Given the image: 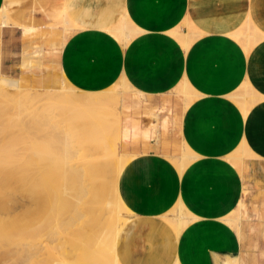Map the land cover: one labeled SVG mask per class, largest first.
<instances>
[{
  "label": "crops",
  "instance_id": "obj_1",
  "mask_svg": "<svg viewBox=\"0 0 264 264\" xmlns=\"http://www.w3.org/2000/svg\"><path fill=\"white\" fill-rule=\"evenodd\" d=\"M64 9L79 28L64 45L45 42L43 30ZM4 10L12 22L0 23V41L2 31L16 32L18 67L41 88L59 90L66 80L75 92H120L127 84L138 94L124 98L120 113V149L134 157L119 179L134 214L119 238L120 263L235 258L241 239L222 219L241 201L244 181L229 156L245 140L264 160V0H0V17ZM121 19L136 30L126 44L109 33ZM186 22L195 36L189 47L173 34ZM252 23L263 38L247 52L232 35ZM24 25L38 36L27 39ZM184 83L192 88L188 108L175 92ZM243 87L256 91L247 115L235 99ZM185 147L193 156L181 175L173 159ZM179 202L201 217L184 218L181 237L165 219Z\"/></svg>",
  "mask_w": 264,
  "mask_h": 264
},
{
  "label": "rangeland",
  "instance_id": "obj_2",
  "mask_svg": "<svg viewBox=\"0 0 264 264\" xmlns=\"http://www.w3.org/2000/svg\"><path fill=\"white\" fill-rule=\"evenodd\" d=\"M3 17L5 16H2V18ZM64 20L66 19H57L53 24L49 25L46 29L43 30V38L45 39V42L53 41V45H64L65 37L67 33H69V29L64 30V28L70 25H74V28L79 27V25L71 19H67L66 21ZM5 21H7V24H11L12 22L11 19H7ZM63 22H65V25H63ZM0 23L3 24V19H0ZM247 25L245 26L244 30H240L232 36L241 41L245 50L248 52L254 45L250 44L248 47H245L244 45L243 35H247V33L251 34L253 31L252 25ZM10 29L11 28H9L8 30L6 29L7 31L4 30V32L2 31L1 35L0 78L7 77L12 79H19L21 81V88L25 90L24 93L26 95L24 96V98H17L12 93H9L7 95L0 94V173L4 172L3 168L7 166H11L14 169V178L11 180L13 181V184L7 185L6 183L5 185L0 187V201L7 202L12 208L14 207V212L8 215V223L11 222L14 225L13 227L16 229L14 230V232H12L14 234L13 238L16 240L13 241V244L11 243V245H7L6 243L0 241V253L2 252L0 258L4 259V257H8L10 260L12 259L11 257L13 255L16 256L18 254L17 250L19 249L17 248H19V246H21L22 249L25 246L26 249L24 248V250H29L30 246H32L33 244L35 245L37 242V245L39 244L38 246H40V241L42 243L40 247H42L43 251L45 250V245L51 247H49V250L51 249V253L54 258L55 256L56 258L64 255L72 256V254L80 252L82 250V247L84 250L91 245V242L89 243L83 239H81V241H78L80 238L75 234L77 232V223L76 225L74 224L76 227L72 225V223H74L72 222L74 221V218L72 217V215H70L71 210H75L77 208L75 200L69 198L66 201L64 208L60 210L62 212L59 211L61 214L59 212H56L57 214L51 215L48 214L50 211H48L47 213L46 210L42 208H38L34 213H30L27 211V208H30L32 205L31 199H33V195H37L39 199H42L43 202L48 205V199L51 201L52 199L58 200L57 197L59 198V195L61 193H65L66 191L75 193L76 190L79 189V181L81 178L67 171L66 174H64L65 172L64 169L61 168V165L66 164V162L68 161L73 165L77 164L78 156L80 155L81 151L79 149V146H76L77 141L84 143L82 144V146L85 145V143L91 144V142H93V130H95L98 125H100L99 123H103L104 120L106 122L110 120V128L113 132L114 138H117L118 135L121 136L117 118L118 113L116 117H111V115L114 114L113 111L114 108L116 110L117 105L113 104L115 102H111V104L109 102V104L104 105V107L92 106L91 103L86 102L88 99H83L82 106H78L72 103H68L66 99L64 100V98H62L63 96H61V98L59 99V91H63L65 88H70V85L66 82V80H64V85L59 90H46L41 88L39 85H37L34 77H32L30 74H23L19 69L16 55L17 35L14 30ZM134 29L135 28L133 27V30ZM181 29L184 34L181 36L180 41H182V43L186 47H189V45L193 42L195 36L192 32L188 33L191 27L187 25V22L184 23L178 30L181 31ZM73 31L74 30H72L71 33L67 36L69 37L73 33ZM242 31L243 33L241 34ZM32 32L29 35H25L27 39L38 36L37 29H33ZM200 36L201 35H198L197 37ZM50 37L52 39H50ZM132 38H126L123 36V38L119 40L126 44ZM186 40H188V42ZM34 58H36V56H29L28 58H26L24 63L29 64L33 61ZM77 91L79 92L74 91V93L78 95L88 94V92L85 93L84 91L79 89H77ZM175 92L185 95L184 93H182L183 87L176 89ZM250 93V90L245 87L240 89V91L238 92L237 96H239V98L240 96H246L244 97V99L240 98L242 104L237 102L236 100V102L242 109L246 106H248V108L250 109L253 106V101H255L256 98L252 99ZM122 95L127 99L129 97H132L134 94L129 91H124ZM123 97L119 99L118 102H116L120 109H122L125 105V99ZM61 99L62 102L59 101ZM17 101L19 103L25 101V103L27 104H25V109H23L22 111L13 113L14 106ZM104 109L109 110V112ZM9 111H12V113H9ZM99 111L100 114H98ZM96 115L99 117H97ZM106 116H109L110 118H107ZM56 118L58 120H56ZM49 121H51L52 123ZM57 122H60L61 124H58ZM44 124L45 126H43ZM49 126H51V128ZM70 140H72V144L74 145V147L67 144V141L70 142ZM242 149L243 147L241 145V147H239L233 154L229 156V161L241 174L244 181V186L243 193L240 199L241 203L239 202L236 209L232 211L234 215L230 214L227 217L240 218L239 236L241 239L242 248L241 252L236 255L235 258L226 259V261H231L233 262V264H264V160L261 159L257 154H255L252 150L251 151L255 156L250 155L249 153V155H247L244 149L243 151H241ZM89 156V158L93 157L92 155ZM182 156L183 157L180 158L184 160L188 158V160L186 161L190 164L193 156L192 152L189 153L186 149ZM239 157L240 159L244 157L242 160V164L239 162ZM4 176L6 177V174H4ZM175 215L176 211L172 210L170 215L168 216L172 217ZM62 218L63 220H61ZM133 218L134 214H125V220L129 219L127 220L128 225L132 222ZM59 221L64 224L62 225ZM226 222L238 233V223L237 221H235V219ZM54 224L57 225L55 226ZM0 228L2 230H0V234H12L11 231H6L7 229L10 230L12 227L7 226L6 228ZM52 230H54L56 233ZM47 231H49L50 234H44ZM58 233L59 235H57ZM16 235L17 237H14ZM66 236L68 239L66 238ZM56 239H59L60 241ZM58 241L60 245L58 244ZM77 241L78 244L76 245ZM61 242L64 248L63 246L61 247ZM16 243L19 244L17 245ZM14 244H16L17 248ZM23 244L24 246H22ZM92 245V250L103 249L102 247L98 246L99 242L98 245L96 242ZM118 245L116 247L117 256ZM13 248H16V255L15 252L14 254L12 252V250L14 251ZM22 249L21 253L23 252ZM9 250L12 252V254L11 252H8ZM27 251H25L26 254ZM6 252H8V254ZM25 252L22 255H26ZM8 258H6L5 260H8ZM8 264H11V262H8ZM220 264H224V262Z\"/></svg>",
  "mask_w": 264,
  "mask_h": 264
},
{
  "label": "bare ground",
  "instance_id": "obj_3",
  "mask_svg": "<svg viewBox=\"0 0 264 264\" xmlns=\"http://www.w3.org/2000/svg\"><path fill=\"white\" fill-rule=\"evenodd\" d=\"M6 10H4L3 14H1L2 16H5V17H3V18H2V16L0 17V19H3L4 25H7V21H5V20L10 19ZM59 19H66L67 20L66 9H64L62 16ZM66 20H64V21H66ZM63 25H65V22H63ZM187 25L190 26V24H188V23H187ZM133 27L134 26L128 21V19H121L114 27L109 29V31H110L109 33H112L111 35H115V38H117V40L122 39L123 36L126 38L127 37L132 38V37H134V34H135V29L133 30ZM247 27H248V25H247ZM20 28L23 30V33L25 35H29L33 31V29H35V28H33V29L28 28L25 25L21 26ZM78 28L79 27L74 28V25H70V26L65 27L64 30L69 29L68 32L70 33L72 30H75V29L77 30ZM252 28H253V31L251 34L247 33V35H245V34L243 35L244 36L243 42H244L245 47H248L250 44L256 45L263 38V35L254 28L253 23H252ZM29 29H31V30H29ZM107 32H108V30H107ZM175 32H173V34L178 39H180L181 36L184 34V32L182 30L180 32H176V33ZM190 32H192L191 29L188 33H190ZM188 33H185V34H188ZM242 33H243V31L241 32V34ZM186 41L188 42V40H186ZM182 87H183L182 93L185 94L186 107L188 108V105L193 100L192 93H191L192 88L187 83H184ZM124 91H129L132 94H134L136 97L138 95V94H136V92L129 89L127 84L124 85L123 90L119 93H113V92L112 93H110V92L89 93L88 92L87 95H78V94H75L73 90L70 91V90H67L65 88L63 91H59L60 95L59 94L58 95L60 96L59 99L61 98V96H63L62 98H64V100L66 99V101L68 103H72V104L78 105V106H82V100L83 99H85V100L88 99L86 102L91 103L92 106H103L104 107V105L109 104V102H110V104H111V102H115L113 104L117 105V108H116V110L114 108V111H113L114 114H112L111 117L112 116L116 117L117 113H118L117 118H118V125H119V131H120L121 109L119 108V106L116 102H118L119 99H121L123 97L122 94ZM250 91H252L250 93V96L252 99H254L256 97L254 95V94H256V91H253L252 89ZM24 92H25V90H23L21 88V81L19 79H12V78H7V77H3V78L1 77L0 78V94L1 95H7L9 93H12L17 98H24V96L26 95ZM235 97H236L235 99L237 100V102L242 104L240 98L244 99V97H246V96H242V97L240 96V98H239V96H235ZM34 98H35V96H34ZM59 101L62 102V99ZM253 102H255V101H253ZM63 103H64V101H63ZM25 104H27V103H25V101H23L22 103H19L17 101L15 103L13 113H18V112L22 111L23 109H25ZM113 104H112V106H113ZM114 107H116V106H114ZM98 109H96V110H98ZM107 109H109V108H107ZM243 109H244V114L247 115L249 112L248 106L244 107ZM104 110H106V109H104ZM110 110H112V109H110ZM106 111L109 112V110H106ZM9 113H12V111H9ZM66 114H67V112H66ZM98 114H100V111ZM97 117H99V116H97ZM107 118H110V117L108 116ZM56 120H58V119L56 118ZM51 121H49V122H51ZM61 121H62V119H61ZM104 121H103V123H99L100 125H98L97 128L95 130H93V132H92L93 142H91V144L85 143V145L82 146V144H84V143L77 141L76 146H79V149L81 150L80 155L78 156L77 164L73 165L68 161V162H66V164L61 165V168L64 169V172H65L64 174H66V171H67V172H70L71 174L77 175L81 178L79 181V184H80L79 189H77L75 193L70 192V191L69 192L66 191L65 193H61L59 195V198L57 197L58 200H53L51 198L52 199V201H51L48 199V201H47L48 205L46 203H44L42 199H39V197L37 195H33L32 196L33 199H31L32 205L30 208H27V211L30 213H34L38 208H42V209H45L47 213H48V211H50L48 214L54 215V214H57L56 212H59L60 210H62L64 208L65 203L69 198L74 199L76 204H77V208L75 210H71L70 215H72V217L74 218V221H72L74 223H72L71 221L70 222L72 223V225H74V224L76 225V223H77V225H76L77 227L74 225V227L77 228V232L75 234L80 238V239L78 238L79 240L78 239L77 240L81 241V239H83L89 243L91 242L90 247H87L84 250L82 247V250L80 252L74 253V254H72V256L71 255H68V256L64 255V256H61L58 258H56V256H55V258H54L52 253H51V249L49 250L50 246L45 245V247L43 246L45 248V250L44 251L42 250V247H40L42 245L41 241L39 242L40 246H38L39 244L37 245L38 242L35 245L31 244L32 245V246H30L31 249L30 248H29V250L27 249L28 251L24 250V248L26 249L24 244L22 245V246H24L22 249L21 246H19V248H17V246H16L17 243H16L14 245L16 246L17 249H19V250H17L18 254L16 255V250H15L16 248H13L14 251L12 250V252H13V254L15 252L16 256H14V255L12 256L11 255L12 252L10 251L11 250L10 249L8 252L9 253L11 252V254H10L12 256V257L10 256L12 258V259H10L11 261L9 260L8 257H6V258H8V260H5L6 259L5 257H4V259L0 258V264L1 263L2 264H6V263L8 264V262L9 263L11 262V264H121L120 260L117 256V253H116V247L118 245L121 233L123 232L125 227L128 225L127 220H129V219L125 220V214L133 215V212L129 208V206L124 202L123 198H121V196H120V192H119L120 191L119 190V186H120L119 182L120 181H119V179L121 177V174H122L124 168H126V165L128 164V162L134 157L133 156H127V155L122 153V151L120 149L121 148V146H120V143H121L120 137L121 136L118 135L117 138H114L113 132L110 128V120H108L107 122L105 121L106 124L104 123ZM44 122H45V120H44ZM43 126H45V124ZM49 127L51 128V126H49ZM66 140H65V142H66ZM67 144L74 147V145L72 144V140H70V142L67 141ZM242 147L246 151L247 155L250 154V155L255 156L254 153L251 151V149H249V147L246 145L245 140L242 143ZM185 149H187V148L185 147ZM243 149L241 151H243ZM187 150L189 153H191L190 149H187ZM89 155H92L93 157L89 158L90 157ZM253 156H251V157H253ZM184 157H185V155H184ZM167 158L173 159V157H171V158L167 157ZM243 158L244 157H242V159H240V157H239V159H240L239 162L241 164L243 163V161H242ZM135 159H136V157H135ZM173 160H174L173 162H174L175 166L178 168L177 169L178 172L180 171L181 175H183L186 168L189 165V162L186 161V160H188V158L185 160L182 158H179V159L175 158ZM41 163H42V161H41ZM43 163H45V162H43ZM46 167H47V165H46ZM141 167H143V166H141ZM139 169H141V168H139ZM3 171L4 172L0 173V187L5 185L6 183H7V185L13 184V181H11V180L14 178V174H13L14 169L11 166H7V167L3 168ZM3 173L6 174V177L4 176ZM77 179H78V177H77ZM174 207L175 208L173 210L176 211V215L171 217V216H167V214H166L165 219H166L168 225L175 230L177 236L181 237L182 234L187 230L186 226L183 225V222H182L183 219L184 218H190V219H195V220L201 221V217L192 214V212H190L181 202H179L177 204V206H174ZM13 208L9 205V203L4 202V201H0V227H4V228H6L7 226L12 227L10 230H8V229L6 230V231H11V233L14 232V230H16L13 227L14 225L11 222L8 223V219H9L8 215H10L14 212ZM60 212H62V211H60ZM5 214H7V215H5ZM64 214H66V213H64ZM231 214H233V213H231ZM237 216H239V215H237ZM234 219L238 223V236H239V233H240V230H239L240 218L239 217L224 218L222 220L232 221ZM61 220H63V218ZM59 222H61V221H59ZM66 223H65V225H66ZM61 224H62V222H61ZM63 227H65V226H63ZM4 228H2V229H4ZM76 228H74V229H76ZM0 230H1V228H0ZM52 231L55 232L54 230H52ZM52 231H51V233H52ZM46 233L50 234L49 231L45 232L44 234H46ZM59 233L57 235H59ZM13 235H14L13 233L9 234V235L7 233L0 234V241L6 243L7 245H11V243L13 244V241H16L13 238ZM17 235L14 237H17ZM67 236H66V238H67ZM239 238H240V236L238 237V240H239ZM56 240H59V239H56ZM59 241H58V244H59ZM78 241H77L76 245L78 244ZM95 242L97 243V245L99 242L98 246L102 247L103 249L102 250L101 249L92 250L91 249L93 246L92 244ZM239 242H240V240H239ZM61 244H62V242H61ZM62 246H63V244L61 245V247ZM63 248H64V246H63ZM21 249L23 251L22 253H21ZM18 251H20V252H18ZM25 251H27V254ZM76 251H78V250H76ZM8 252H6V253L8 254ZM24 252L26 255H22ZM1 253H0V257L2 255ZM19 253H21V254H19ZM3 254H5V253H3ZM5 256H7V255H5ZM224 264H233V262L225 261Z\"/></svg>",
  "mask_w": 264,
  "mask_h": 264
}]
</instances>
